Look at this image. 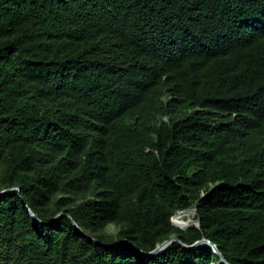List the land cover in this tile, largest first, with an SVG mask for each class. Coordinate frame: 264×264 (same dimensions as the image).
<instances>
[{
	"label": "trees",
	"instance_id": "1",
	"mask_svg": "<svg viewBox=\"0 0 264 264\" xmlns=\"http://www.w3.org/2000/svg\"><path fill=\"white\" fill-rule=\"evenodd\" d=\"M10 188L0 264H264V0H0Z\"/></svg>",
	"mask_w": 264,
	"mask_h": 264
},
{
	"label": "water",
	"instance_id": "2",
	"mask_svg": "<svg viewBox=\"0 0 264 264\" xmlns=\"http://www.w3.org/2000/svg\"><path fill=\"white\" fill-rule=\"evenodd\" d=\"M12 191L19 192L18 188H10V189H6V190H3V191H0V194H2V193H6V192H12ZM28 210H29V213H30V215L32 216V218H33L34 220L40 222V220L37 218V216H36V215H35L30 209H28ZM187 210H192L194 213H196L195 208H189V209H187ZM60 216H66V217L70 218L68 215H65V214H63V213H60V214L57 215L55 218L60 217ZM40 223H41V222H40ZM73 224H74V226H75L76 228H78L74 222H73ZM122 242H123V241H119V242L115 243L114 246H118V245L121 244ZM173 242H176V243L180 244V245H181L182 247H184V248H195V247L200 246V245H209V246H211V247L214 249V251L220 256L221 262H223L224 264H228V263L225 261L224 257H223V256H222V255L216 250V247H215L213 244H211L208 240H204V239H202V240H200V241H197V242L193 243L192 245H186V244L182 243V242L179 240V238H178L177 235L172 236L170 239L163 241V242L160 243V244H159V245H158V246H157L152 252L147 253L146 255H154V254L158 253L159 251H161V250L167 248V247H168L171 243H173ZM101 245H104V244H101ZM105 246H106V245H105Z\"/></svg>",
	"mask_w": 264,
	"mask_h": 264
},
{
	"label": "rangeland",
	"instance_id": "3",
	"mask_svg": "<svg viewBox=\"0 0 264 264\" xmlns=\"http://www.w3.org/2000/svg\"><path fill=\"white\" fill-rule=\"evenodd\" d=\"M191 212H193V211L191 210L189 212H185L182 214H176L174 221H173L174 224L177 225V227H181V228H186V227H189L192 224H194L195 223V220H194L195 213L194 212L192 213V215L190 217L186 218L187 215L191 214ZM183 218H185V219L183 220ZM107 231L114 233V232H116V229L114 226L110 225L107 227Z\"/></svg>",
	"mask_w": 264,
	"mask_h": 264
},
{
	"label": "bare ground",
	"instance_id": "4",
	"mask_svg": "<svg viewBox=\"0 0 264 264\" xmlns=\"http://www.w3.org/2000/svg\"><path fill=\"white\" fill-rule=\"evenodd\" d=\"M189 211H191V210H186L184 212H180V213H177V214H182V213L189 212Z\"/></svg>",
	"mask_w": 264,
	"mask_h": 264
}]
</instances>
